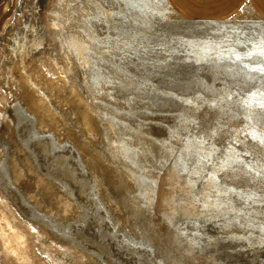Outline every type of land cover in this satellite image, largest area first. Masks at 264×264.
<instances>
[{"label":"rangeland","instance_id":"rangeland-1","mask_svg":"<svg viewBox=\"0 0 264 264\" xmlns=\"http://www.w3.org/2000/svg\"><path fill=\"white\" fill-rule=\"evenodd\" d=\"M261 140L251 6L0 0V264H264Z\"/></svg>","mask_w":264,"mask_h":264},{"label":"crops","instance_id":"crops-1","mask_svg":"<svg viewBox=\"0 0 264 264\" xmlns=\"http://www.w3.org/2000/svg\"><path fill=\"white\" fill-rule=\"evenodd\" d=\"M171 4L187 19L217 21L249 5L264 19V0H170Z\"/></svg>","mask_w":264,"mask_h":264},{"label":"snow or ice","instance_id":"snow-or-ice-1","mask_svg":"<svg viewBox=\"0 0 264 264\" xmlns=\"http://www.w3.org/2000/svg\"><path fill=\"white\" fill-rule=\"evenodd\" d=\"M261 143H264V140H261Z\"/></svg>","mask_w":264,"mask_h":264},{"label":"bare ground","instance_id":"bare-ground-1","mask_svg":"<svg viewBox=\"0 0 264 264\" xmlns=\"http://www.w3.org/2000/svg\"><path fill=\"white\" fill-rule=\"evenodd\" d=\"M20 237V236H19ZM16 240H17V238H16Z\"/></svg>","mask_w":264,"mask_h":264}]
</instances>
